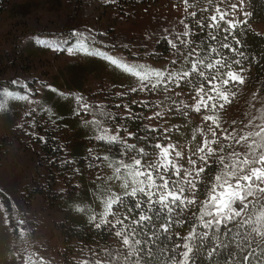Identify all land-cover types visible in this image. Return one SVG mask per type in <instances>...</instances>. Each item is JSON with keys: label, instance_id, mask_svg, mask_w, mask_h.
<instances>
[{"label": "rangeland", "instance_id": "rangeland-1", "mask_svg": "<svg viewBox=\"0 0 264 264\" xmlns=\"http://www.w3.org/2000/svg\"><path fill=\"white\" fill-rule=\"evenodd\" d=\"M236 2L219 8L230 11ZM190 13L189 0H0V79L24 81L22 88L0 85V190L10 199L20 223L19 232L13 234L9 212L0 200V264H26L34 258L46 264H63L64 228L68 220H90L95 216L99 223L110 199L139 187L137 169L122 168L141 158L139 153L130 152L122 158V149L113 160L112 153L95 148L99 140L91 139L84 159L77 160L71 152V125L57 124L49 109L36 107V97L53 85L65 92V85L76 84L82 76L85 87L89 86L84 57L90 46L124 62L127 71L111 67L104 74V93L98 98L86 93L81 96L83 103L102 99L112 104L120 116L129 118L133 116L130 105L142 107L139 118L143 127L160 129L154 132L149 146L157 142V137L162 144H173L182 153L177 161L181 168L188 167L189 155L205 138L214 139L212 132L216 133L214 150L221 153L219 158L235 159L231 153L247 151V142H235L254 130L248 120L239 119L244 101L239 85L229 86L228 91L233 94L231 103L215 113L193 110L199 99L196 88L208 91L206 74L203 80L199 75L195 80L186 79L179 89L175 82L170 88L163 83L158 88L151 87L157 83L156 72L170 69L177 73V65L192 51L183 36L184 25L188 24L185 17ZM159 38L166 41L168 53L156 51ZM168 41L177 44V48L173 49ZM121 47L134 57H126ZM130 67L135 75L128 71ZM145 74H151L148 81L141 80ZM28 78L30 86L25 83ZM141 88L145 90L140 91ZM117 104L121 107H115ZM124 105H128L127 112ZM82 110L79 114L84 116ZM205 115H215L218 126L211 127V122L203 120ZM165 128L171 131L165 134ZM228 134L231 136L225 139ZM46 135L57 142L59 151L45 163L46 155L39 149V142ZM127 142L141 148L134 139ZM155 155L154 148H144L143 159L151 160ZM97 156L107 159H93ZM117 168L121 171L117 172ZM90 202L94 204L92 210L83 209L82 205L88 207ZM78 249L81 251L74 258L79 261L77 264H83L86 251L84 247Z\"/></svg>", "mask_w": 264, "mask_h": 264}, {"label": "snow or ice", "instance_id": "snow-or-ice-1", "mask_svg": "<svg viewBox=\"0 0 264 264\" xmlns=\"http://www.w3.org/2000/svg\"><path fill=\"white\" fill-rule=\"evenodd\" d=\"M208 11V9H204ZM196 13L193 12L192 16ZM251 15L250 12L245 11V0H237L236 3L231 5L230 11H221L219 7L207 17V29L209 30V39L215 40L216 36L213 32L224 33V42L222 47L227 52L234 53L236 59L230 63L225 62L223 59L218 58L211 59V56L217 55V49L209 47V59L207 63L199 58L197 49L193 48L189 53V57L192 59V65L189 71L174 73L170 69L167 72H156L157 83L151 85L152 88H158L161 83L165 87H171L175 82V87L179 89L180 84L193 75H199L203 80L205 74H208V91L206 92L203 87L196 88V94L199 99H196L193 110L200 112L202 109L215 113L218 109L224 108L226 104H230L233 98L228 89L230 85H242L245 83V73L247 69L243 67V63L248 58L244 53L240 51V41L235 36V30L247 23V18ZM230 17V18H229ZM243 17L244 19H239ZM225 25V27H221ZM189 25L185 24V32L183 36L194 35L188 31ZM196 27L203 29L205 27L204 20H197ZM231 38V43L227 42ZM177 40L180 36L176 37ZM43 43V41H41ZM169 45L173 48H177V44L168 41ZM235 45V47H233ZM255 58H253L254 60ZM175 63V62H173ZM151 74H145L141 76L142 81H148ZM15 83V81H14ZM144 91V88L139 89ZM132 91H136L133 89ZM180 93L178 92L177 95ZM119 96L120 93H117ZM255 95V94H253ZM135 103V102H133ZM143 103V102H142ZM81 108L87 110L88 105L82 104ZM115 107L119 108L121 105L117 104ZM187 108V105H184ZM125 111H128V105H124ZM131 115V114H130ZM187 115V112H185ZM159 116V114H157ZM123 120L129 119V116L122 117ZM204 121L211 122V127H217V119L215 115L203 116ZM249 126H252V122H249ZM19 127V126H18ZM258 130H253L247 133V135L240 136V139L235 141L236 144L247 142V151L233 152L231 155L235 157L232 163L224 164V170L221 174L215 177V181L210 188V195L204 201H197L196 195L198 192V183L201 179V174L204 173L208 167L209 159L217 153L214 150L216 143V133L212 132L214 139L208 140L205 138L203 143L196 149L195 153H192L188 157V167L181 168L178 166V159L182 156L180 151H176L175 146L171 143L162 144L160 138L157 137V142L150 147L155 149L156 155L151 160L143 159L144 148L137 149L135 144L128 143V140L136 138V134L123 127L116 129L117 133L121 131L126 132V137L122 138L119 135H104L97 136V140L104 141V143H121L123 144L122 158L128 153H139L141 158L133 159L131 165H122V168L128 169L135 167L137 171L135 176L137 177L136 183L139 187H132L131 191H125L124 195L128 197H136L138 194L142 195L146 200L148 212L154 206H159L160 211L157 213L160 216L163 213L172 214L176 209H179L181 213L186 211L189 206H194L197 203L200 204L199 216L196 217L199 220V225H193L192 231L186 236L181 237L179 233H176V239H183L184 243L175 244L172 249L169 261L166 264H177L176 250L183 248L184 250L179 253L178 264H192V256L198 252H202L207 245L204 243L206 240H212V247L207 250V264H213L212 257L218 252L220 248L226 247V245L220 240L218 236V230L222 225L227 226L231 223L234 227L244 229L243 234L240 235V241L247 242L248 240L258 237L261 242H264V210L253 214L247 210L250 208H256L258 205H264V125L256 126ZM159 128H149L146 132H159ZM164 133L167 134L171 129L165 128ZM105 132L107 130L105 129ZM231 134L225 136L228 139ZM167 137L165 136V139ZM145 136H139V140L143 141ZM150 139V137H149ZM223 150V146H221ZM91 151V150H89ZM174 154V155H173ZM93 159L101 160L107 159V157H93ZM220 163L223 164V157H220ZM200 165V166H198ZM230 169V170H229ZM117 172L121 171V168L116 169ZM181 173L183 176L181 178ZM249 197H252L250 200ZM121 197L116 199H110L103 216L99 223H96V217H91L90 226H94L98 229L105 226L116 228L120 225V230L115 233L117 237L123 236V245L130 250H134L136 253L141 251L140 245L145 243L141 239H137V226H143L145 221L152 219L151 215L146 214L142 209L145 204L141 200L135 201V210L140 211L137 218L132 219L130 223H124L128 220V215H125L123 220H118L116 223H110L107 217L111 215L110 209L121 202ZM239 205L241 207H237ZM211 209L210 211L208 209ZM79 210V209H77ZM133 209L129 208L128 213H131ZM243 213V215H242ZM177 222L181 225L185 223L184 220L177 218ZM255 225V226H253ZM197 227L204 229L202 232H197ZM214 230L210 233L208 230ZM171 231V224L168 222L161 223L159 229L155 231L145 244L147 247L153 241H156L160 235H167ZM226 231L230 232V228H226ZM219 241V242H218ZM236 246L243 251V248L247 246L246 243L241 245L237 242ZM164 254H168L166 250L162 249ZM132 255V251L129 252ZM148 256H151V250L147 252ZM233 255V259L234 254ZM249 257L243 256L242 260L247 264ZM99 264V262H98ZM135 264H141L137 259Z\"/></svg>", "mask_w": 264, "mask_h": 264}, {"label": "trees", "instance_id": "trees-1", "mask_svg": "<svg viewBox=\"0 0 264 264\" xmlns=\"http://www.w3.org/2000/svg\"><path fill=\"white\" fill-rule=\"evenodd\" d=\"M233 1L234 0H189L191 13L186 15L185 21L190 26L189 32L194 33V35L187 36V48L189 50H192L193 48L197 49L199 58L204 60L206 63L209 59V47L217 49V55L211 56L212 60L221 58L225 62L230 63L232 60L236 59L234 53L227 52V50L222 47V44L226 42L224 40V33L214 31L213 34L216 36V39L210 40L209 30L207 29V17L211 15L217 7H221L222 5L228 3L230 4ZM206 8L208 11H204ZM246 10L251 13V15L247 18V23L241 25L235 30V36L241 44L240 51H242L245 57L248 58L243 63V67L247 69V72L245 73V83L239 85L242 90L241 96L244 100L239 113V119H243L245 121L248 120L249 122L251 121L253 129L258 130L256 126L262 125L264 122V0H246ZM193 12L196 13L195 16H192ZM197 20L205 21V27L203 29L196 27ZM259 26L261 29H259ZM221 27H225V25H221ZM64 39H66V37H64ZM227 42L231 43L230 37ZM155 45L156 51L158 50L161 54L169 52V46L163 38L157 39ZM115 47L120 48V46L116 45ZM233 47H235V45H233ZM121 49L126 54V57H134V55L129 53L127 48L121 47ZM188 56L184 58V62L177 65L178 72L190 70L192 59L188 58ZM253 58L255 59L253 60ZM206 75L208 76L207 73ZM195 76L196 75H193L190 78L195 80ZM29 81H31L30 78H28L25 83L28 84ZM15 82L16 83L4 82L0 79V85L1 83H7L10 88H13V86H18L19 88L23 87L21 86V82L23 83L24 81H21V79ZM27 86H30V84ZM251 103L252 106L250 105ZM86 104L88 105V109H84L85 114L91 115L99 122V124H103L108 128L115 130L118 127L126 128L136 134V138H134V140L138 142L137 145L144 148L148 147L152 150L149 143L152 141L154 132H146L147 128H144L141 123L139 114L143 112L142 107L130 105L133 116L127 120H123L122 117L125 116H120L118 112H115L113 110L114 106L110 103L103 102L97 105L95 102H87ZM49 113L54 122L56 121L57 124L59 123L66 127L67 123L62 121L61 118H56L52 115V112ZM118 134L123 136L126 132L121 131ZM141 135L145 136L143 141L139 140V136ZM57 146V142L47 135L44 141L39 142V149L46 155L45 163L48 158L54 156L55 153L59 151ZM95 148L99 149L98 152L102 150L109 151L113 154V158H110L116 160V154L117 152L120 153L122 151L123 146L120 143L106 144L104 141L99 140V143L95 146ZM84 153L85 152L79 156L73 157L77 160H83ZM1 154L2 151H0V156ZM219 154L221 153L218 151L216 156L210 158L206 171L201 174V179L198 183V192L196 195L197 201H204L207 196L210 195L209 190L212 183L215 181V177L223 172L224 164L230 165L234 160L223 157L222 164L220 163V158L218 157ZM49 164L52 165L51 162H49ZM89 189L86 192H88ZM124 192L118 196L122 198L121 202H118L111 208L110 211L112 214L107 217V220L110 223H116L118 220H123L125 215H128L129 219L125 220L124 223H130L132 219L137 218L140 214V211L135 210V201H143L145 207L142 210L146 214L151 215L152 219L150 221H145L143 226H137L136 228L138 233L136 238L145 242L139 246L141 251L136 253L134 250H130L123 245V236L117 237L115 235V233L120 230V225H117L116 228L105 226L98 229L94 226V224L90 226L91 219L76 221H71L69 219L68 225L64 228L63 264L79 263V261H76L74 258L77 251H81L78 247H84L86 251L85 256L83 255V264H98V262L99 264H135L137 259L140 260L141 264H166V261H169L170 259L173 246L175 244L182 245L184 243L183 239H176V233L178 232L181 237L186 236L190 231H192L193 225H199V220L196 218L199 216V203L194 206H189L188 209L182 213L179 209H176L172 214L163 213L158 216L157 213L160 211V207L158 205L154 206L149 213L146 200L142 195L138 194L136 197H128L124 195ZM249 199L251 200L252 197H249ZM0 200L4 209L9 212V223L12 224V232L13 234H17L19 232L18 228L20 223H18L17 220L16 209H14V206L8 196L1 190ZM93 205L94 204H91L90 202L88 207H85V205H82V207L83 209L88 208L89 210H92ZM129 208L133 209L131 213L127 212ZM208 210L210 211L211 209L209 208ZM261 210H264V205H258L256 208H250L247 211L253 214L252 218L254 219L255 214ZM77 211H82V209ZM177 218L184 220L185 223L183 225L179 224L177 222ZM165 222L171 224V231L167 235H160L156 241H153L146 247L145 244L148 237L159 229V225L161 223ZM226 228H230L231 231H226ZM196 231L202 232L204 229L197 227ZM208 231L212 233L214 230L209 229ZM215 231L218 232L220 240L226 245V247L220 248L212 257L213 264H245L242 260L243 256L249 257L247 264H264V242H261L258 237H254L247 242L240 241V235L243 234L244 229L234 227L231 223L227 226L222 225L220 229ZM237 242L241 243V245L244 243L247 244V246L243 248V251H240V248L236 246ZM204 243L207 247L204 248L202 252H198L192 256V264H207V250L212 247L213 241L206 240ZM149 249L152 253L151 256L147 255ZM162 249L166 250L168 254H164ZM183 250V248L176 250L177 264L179 260V253ZM130 251H132L131 256L129 255ZM231 254H234V259ZM26 264L46 263L34 258Z\"/></svg>", "mask_w": 264, "mask_h": 264}, {"label": "crops", "instance_id": "crops-1", "mask_svg": "<svg viewBox=\"0 0 264 264\" xmlns=\"http://www.w3.org/2000/svg\"><path fill=\"white\" fill-rule=\"evenodd\" d=\"M90 47L91 49L85 52L84 57L88 66L87 71L89 74L86 75V77H89V86L85 87L83 78L80 76L78 77L79 81L74 84L75 86L65 85L66 89L64 90L65 92L68 91L67 93L60 91L58 85H53V87L43 89L39 96H37V93L35 94V97L37 96V109L43 110L47 108L56 118H61V120L67 123V125H71L69 126L70 132L74 135L71 141V152L75 157L88 150L87 148L91 139L95 140L97 136L114 135L116 132L115 129H110L103 124H99V122L91 115L85 116L86 114L83 108L82 113L85 115L82 116L79 114L81 108L80 105L86 104L81 100V96L86 95V93H91L95 96V98H98L99 94L101 95L104 93V89H102V87L106 84V82H104V74L111 67L115 66L116 69H119V71L124 73L127 71V66L124 62L118 59H112L109 55L104 53V51L98 49V47ZM129 70L133 75H135V71H133L131 67L128 71ZM116 72L117 71H115V75L119 76ZM131 73H129V75H131ZM81 74L84 75V72H81ZM87 87H89V89ZM24 94L29 96V94ZM27 98L28 97L25 99ZM94 102L96 104H101L105 101L102 99H95ZM105 129L107 132H105Z\"/></svg>", "mask_w": 264, "mask_h": 264}]
</instances>
